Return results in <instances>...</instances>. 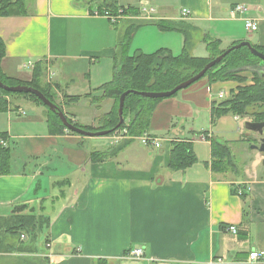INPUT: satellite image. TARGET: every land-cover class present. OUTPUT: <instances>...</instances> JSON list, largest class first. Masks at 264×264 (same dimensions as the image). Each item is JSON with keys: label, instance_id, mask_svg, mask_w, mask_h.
I'll use <instances>...</instances> for the list:
<instances>
[{"label": "crops", "instance_id": "crops-1", "mask_svg": "<svg viewBox=\"0 0 264 264\" xmlns=\"http://www.w3.org/2000/svg\"><path fill=\"white\" fill-rule=\"evenodd\" d=\"M151 3L158 11L154 19L141 18L139 10L140 16L114 22L97 14L89 0H27L28 14L0 17L6 46L2 70L29 82L35 65L43 62V83L55 89L66 115L97 127L115 101L94 105L84 95H101L96 89L114 77L119 37L132 20L144 23L130 53L133 48L147 53L167 48L177 55L186 47L206 58V36L218 39L224 50L245 40L264 48V0ZM237 4L247 10L233 12ZM183 8L189 17L181 16ZM246 18L258 22L256 31L246 28ZM159 20L183 27L187 40L182 31L162 30ZM140 32L147 36L143 44L137 43ZM238 76L244 81L212 82L206 76L163 98L147 133L161 146L139 137L102 161L90 157L94 150L107 149L101 139L68 130L52 134L43 107L25 96L8 97L9 110L0 112V132L6 134L11 168L0 175V217L26 205L50 220L40 233L45 238L39 235L33 244L27 236L20 238L21 253L14 239L4 235L3 245L11 252L0 257V264H264V255L251 258L253 251L264 253L263 155L252 148L259 135L246 129L249 116L226 114L212 125L214 103L251 84L250 70ZM66 94L83 97L68 105ZM215 137L230 144L238 172L212 170ZM111 138L113 146L115 136ZM181 139L193 142L198 160L185 170H172V142ZM236 188L248 192L247 197ZM137 247L143 248V257H129Z\"/></svg>", "mask_w": 264, "mask_h": 264}, {"label": "trees", "instance_id": "trees-1", "mask_svg": "<svg viewBox=\"0 0 264 264\" xmlns=\"http://www.w3.org/2000/svg\"><path fill=\"white\" fill-rule=\"evenodd\" d=\"M89 3L96 6L98 12L102 15L106 12L116 15L119 13L120 8L124 9L125 14L139 15V7L136 5H122L120 0H89ZM26 14H28L27 0H0V17ZM143 23V21L138 20L130 21L119 37L117 53L114 58V77L111 81L96 89L101 92V95H92L91 93L84 95L94 105H99L104 99H114L112 110L102 116L97 127L82 125L68 116L70 122L90 131L111 130L108 135H113L118 131L126 130V138L122 141L105 150L92 151L90 157L93 161L115 157L127 144L147 134L151 125L152 113L158 102L163 99L129 93L124 104L125 121L116 129L120 120L118 109L123 92L129 89L138 91H167L173 89L179 83L197 74L209 61L225 51L220 48L221 42L218 39L206 36L205 41L210 52L209 57L206 58L192 55L186 47L182 53L177 55L167 48H161L152 53L140 49L130 53L133 38ZM156 23L162 30L182 31L187 40L188 36L183 27L163 20L156 21ZM254 46L264 53V48ZM5 55L6 46L0 37V81L8 85L26 84L36 87L64 111L63 105L56 101L55 89L49 84L43 83V77L46 73V65L43 62L35 65L33 79L29 82H23L7 76L3 72L2 60ZM261 66H264V60L255 56L247 47H242L231 51L220 63L206 73L204 77H209L213 82L231 79L244 81L243 78L238 76L242 70L252 68L254 72L253 84L245 85L229 98L214 103L212 125H215L223 115L246 116L250 114L251 108L264 105V72L256 69ZM9 80L10 82H8ZM11 96H25L38 104L44 105L50 133L57 134L68 130L57 113L49 109L36 95L31 93L10 92L0 88V112L9 110L11 102L8 97ZM82 97L81 95L70 96L66 94L64 95V102L69 105L79 102ZM252 115L254 116L253 121L264 120V111H253ZM68 131L75 133L71 130ZM3 139H6V134L0 132V175L9 174L11 168L10 148L1 143ZM197 160L198 157L192 141L181 139L172 142L170 169L185 170ZM211 168L216 173L225 174L230 170L238 172V164L230 144L216 137L212 139ZM235 192H238L237 188ZM240 195L245 199L248 192L243 191ZM49 220L47 215L36 213L34 209L27 210L26 205H19L10 216L0 217V244L4 240L2 233L19 238L24 234L29 237L33 244L44 226L49 225ZM27 249H30V247Z\"/></svg>", "mask_w": 264, "mask_h": 264}, {"label": "water", "instance_id": "water-1", "mask_svg": "<svg viewBox=\"0 0 264 264\" xmlns=\"http://www.w3.org/2000/svg\"><path fill=\"white\" fill-rule=\"evenodd\" d=\"M242 47H247L255 56L264 60V53L261 52L259 49H257L250 41L245 40V41L236 43L232 45L231 47H229L228 49H226L222 54L218 55L217 57L209 61L203 67V69H201L197 74L179 83L173 89H170L167 91H138L134 89L126 90L125 92L122 93L120 97L119 109H118L120 120L116 126V129L119 128L122 125V123L125 121L124 104H125L126 96L129 93H135V94H139L144 97L155 98V99L171 97L174 94L178 93L180 90L189 87L193 83L203 78L210 69H212L218 63H220L223 60V58L227 54H229L231 51L242 48ZM0 88L6 91H10V92H18V93L25 92V93H31V94L36 95L46 106L49 107V109L57 113V115L60 117L61 121L67 127L68 130H71L75 133H78L84 136H102V135H108L111 133V130H99V131L86 130L70 122L65 111L60 109V107L56 103L50 100L40 89L36 87L26 85V84L8 85L0 81ZM245 127L247 130L258 133L259 135L258 142L256 144H253L252 148L257 150L261 155H263L262 163L264 165V120L262 121L247 120L245 123Z\"/></svg>", "mask_w": 264, "mask_h": 264}, {"label": "built area", "instance_id": "built-area-1", "mask_svg": "<svg viewBox=\"0 0 264 264\" xmlns=\"http://www.w3.org/2000/svg\"><path fill=\"white\" fill-rule=\"evenodd\" d=\"M139 10L141 11V13L145 16L146 19H154L155 17L153 16V13L156 11L155 7L153 6H148L147 4H142L141 7H139ZM247 10V6L245 4H237L234 7L233 12H240V13H244ZM124 12L123 8H120L119 13L114 15L111 14L109 12H106L105 14H103L104 16L108 17L109 19H111L112 21H117V19L120 17V15H122V13ZM97 14H100L98 11L96 12ZM190 15V11L187 8H183L181 11V16L183 18H187ZM245 26L248 30L251 31H256L258 29V22L254 21L251 18H246L245 19ZM29 65H34V63L32 61H29L28 63ZM126 130H121L116 132L115 134H113L115 136V143H118L120 141H122L123 139L126 138ZM144 143L146 144H153L156 147H160L161 143L160 140L157 138H154L148 134L143 135L142 137H140ZM1 143L5 146H7L5 140H1ZM243 191L240 190L239 194H241ZM229 230L236 233L237 232V227L236 225H231L229 227ZM22 238H25V235H22ZM129 257L131 258H142L144 255L143 252V248L142 247H137V248H133L129 251V253L127 254ZM264 255L263 252H258V251H253L251 253V258L252 259H259L260 257H262Z\"/></svg>", "mask_w": 264, "mask_h": 264}, {"label": "rangeland", "instance_id": "rangeland-1", "mask_svg": "<svg viewBox=\"0 0 264 264\" xmlns=\"http://www.w3.org/2000/svg\"><path fill=\"white\" fill-rule=\"evenodd\" d=\"M172 0H166V2H167V4L169 3V2H171ZM120 3L121 4H127V3H129V4H131V5H136V6H138V7H141V5L142 4H147L148 6H152V3H151V0H120ZM154 4V3H153ZM156 11H157V8H156ZM155 14H157L158 13V11L157 12H154ZM153 13V14H154ZM142 14V13H141ZM131 17L132 15L130 14V15H128V14H125V11L122 13V15H120V17L117 19V21L119 20V19H124V18H126V17ZM139 16H140V14H139ZM141 18H143V19H146L145 18V16L144 15H141L140 16ZM144 27H148V26H144ZM144 40H147V36H145L142 32H140L139 34H138V36H137V43H139V42H141V44H143V42L142 41H144ZM131 52L133 53L134 52V48L131 50ZM256 69H258V70H261V71H263L264 72V66H261L260 68H256ZM245 70H250L251 71V73L253 74V76H251V78H250V80H251V84H253L254 83V72H253V69L251 68H248V69H245ZM8 82H10V80L8 81ZM11 97H14V96H11ZM109 99V98H108ZM105 100V99H104ZM103 100V101H104ZM102 101V102H103ZM41 107H43V109H46V107L44 106V105H42V104H39ZM105 106H106V104H105ZM105 106H104V108L103 109H105ZM253 111H264V105L263 106H257V107H255V108H251L250 109V114L249 115H246V116H249V120H253L254 119V116L252 115V112ZM25 112H28V113H30L31 111L29 110V109H27V111L25 110ZM100 113V112H99ZM101 113H102V111H101ZM100 113V114H101ZM111 136H112V134L111 135H102V136H89V137H92V139H101L102 141H103V143L107 146V148L111 145V142H112V138H111ZM88 137V138H89ZM50 210H53V208L52 207H50L49 208ZM2 236L4 237V233H2ZM41 236V238L42 237H44V234H41L40 235ZM9 238L10 239H14L13 241V243L14 244H16V246H14L15 248L16 247H19L18 249H19V251H18V253H21L22 251H23V249L24 248H22L21 249V246H18V245H22L24 242H22L21 240H20V238L19 237H17V236H14V235H11V234H9ZM45 238V237H44ZM42 240V239H41ZM41 245H43V243L41 242L40 243ZM45 247V246H44ZM0 257H4V256H6V254L5 253H7V252H11V251H8L6 248H5V246L3 245V243L2 244H0Z\"/></svg>", "mask_w": 264, "mask_h": 264}]
</instances>
